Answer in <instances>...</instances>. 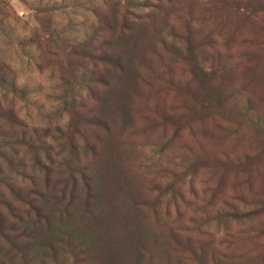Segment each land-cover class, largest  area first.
I'll list each match as a JSON object with an SVG mask.
<instances>
[{
    "label": "rangeland",
    "instance_id": "1",
    "mask_svg": "<svg viewBox=\"0 0 264 264\" xmlns=\"http://www.w3.org/2000/svg\"><path fill=\"white\" fill-rule=\"evenodd\" d=\"M164 1L165 8L156 17L162 30L150 27L148 38L155 39L161 32L173 41L171 28L185 33L188 22L203 33L210 31L222 49L228 41L220 63H214L222 68L216 80L219 86L213 89L194 79L189 54L184 52V59H178L168 45L154 41L156 48H151L145 40L139 83L131 87L130 120L125 124L117 114L114 119L110 116L105 119L110 126L106 134L98 119L88 117L96 110L86 111L93 105L92 97H99L100 86L96 84L97 91L78 85L69 89L76 96L74 105L61 100L66 82L81 73L78 64L69 63L82 59L83 66L93 67L89 58H82L78 45L97 24L92 8L103 9L106 2L20 0L13 7L10 0H0V65L11 66L28 96L26 100L12 94L5 97L0 88L1 105L11 106L22 123L11 126L0 121V201L10 202L14 210L26 208L9 187L24 193L33 181L43 179L45 167L56 169L68 157L72 135L79 143V163L89 170L95 154L85 141L96 146L102 160L98 168L103 171L105 152L113 153V164L105 168L111 177L105 184L107 210L109 201L126 209L132 191L126 184L128 177L145 194L138 200L146 202L143 209L149 229H163L165 236L171 229L190 239L198 251L204 244L208 264H264V211L251 219L209 221L216 209L227 210V204L260 209L261 203L240 202L239 192L248 201L264 199V0ZM41 8L43 13L38 11ZM17 9L25 15L20 16ZM35 37L50 48H40ZM178 42L185 51L188 44ZM227 52L232 55L230 61L225 60ZM211 63L203 61L205 67ZM107 94L110 102L113 92L109 89ZM77 188L80 194L73 205L84 198L81 180ZM0 206L6 213V206ZM166 248L172 262L199 264L189 250L176 252L172 242ZM134 255L130 247L119 264H127ZM154 256L158 264H166L162 250H155ZM57 257L60 263L83 264L68 252Z\"/></svg>",
    "mask_w": 264,
    "mask_h": 264
},
{
    "label": "trees",
    "instance_id": "2",
    "mask_svg": "<svg viewBox=\"0 0 264 264\" xmlns=\"http://www.w3.org/2000/svg\"><path fill=\"white\" fill-rule=\"evenodd\" d=\"M104 2L107 7L97 8V11L92 8L98 16L97 24L86 39L78 45L83 51L82 58H89L93 67L83 66L85 62L81 63L82 59L78 63H69L70 66L78 64L81 73L77 77L74 74L76 78L66 82L67 91L61 97L63 103L68 105L67 103L70 102L74 105L76 96L73 90L69 89L78 85L79 89L95 88L97 91L95 87L97 84L101 87L99 97L93 96V105L88 106L86 110L88 112L96 110L97 114H89L88 117L98 119V125L104 128L106 134H110V126L105 119H112L110 116L114 119V115L117 114L126 124V120H130L131 117L129 106L131 87L139 83L141 60L146 54L142 48L145 40L151 48H156L154 41L168 45L178 59H184V52L189 54L193 63L191 70L194 79L217 89L219 84H216V80L222 76L220 72L222 68L216 67L214 63H220L228 41L224 42L222 49L218 39L210 31L203 33L201 27L196 28L188 22L185 25V33L178 34L175 27L171 28L170 34L174 37L173 41H170L168 35V37L160 35L161 32L156 33L155 39L153 36L148 38L150 27H159L158 30H162V25L156 22V17L159 11L165 8L164 0H143L141 2L104 0ZM144 8L146 12L143 11ZM191 10L188 11L190 15L193 14ZM38 11L43 13L42 8ZM38 21L40 26L45 25L40 19ZM180 39L188 44L185 51L184 46H180L178 42ZM35 42L40 48L44 46L45 50L50 48V45L43 43L39 37L37 40L35 37ZM68 47L74 48V46ZM68 47L65 50H68ZM84 50L87 52L86 55ZM249 53L247 50L246 55ZM231 57L232 55L227 52L225 60L230 61ZM208 60L212 63L205 67L203 61ZM73 70H78V68ZM25 86L17 84L11 66L2 62L0 88L3 96L19 95L26 100L28 96ZM109 89L114 95V97L111 96L110 102L107 94ZM84 100L85 98L81 101ZM247 103H250L249 99ZM19 119L11 106H3L0 103V121L12 126L22 124ZM85 145L89 146L92 154H95L88 166L92 168L91 170L87 169L83 163H79L77 155L79 143L70 135L68 157L56 169L45 167L43 179L39 180L41 183L33 181L32 186L24 193L20 189L9 187L12 196L20 199L26 208L14 210L10 202L0 201V204L6 206V213L0 206V264H50L51 260L53 264H64L60 263L57 257L60 252H68L75 261L83 264H119L120 257L126 254L130 247L135 255L127 264H158L154 256L155 250H162L164 259L166 257V264H182L180 261L172 262L171 257L167 255L168 242H172L176 252L189 250L192 255H197L199 264H208L204 244L200 243L202 246L198 251L190 239H182L179 233L171 229L168 231L169 236H165L163 229L155 232L146 227V216L143 209L146 202L138 200L145 194L141 195L143 190L139 192L136 187V193L133 194L135 188L128 177L126 184L132 191L126 209L122 210L120 205H115L114 202L108 200L110 203L108 207H110L107 210L105 184L109 185L111 177L105 168L113 164L110 158L113 153L109 150L105 152L106 166L103 171V167L98 168L102 160L96 155L97 149L94 143L87 140ZM0 153H2L1 149ZM50 179L53 185H50ZM79 180L82 181L84 188L81 193L84 198L82 202L73 205V199L80 194L77 188ZM170 187L168 185V189ZM236 195L242 203H261L260 209L257 205L251 209H243L234 203L227 204V210L216 209L209 221L221 218L238 221L251 219L264 211V199L248 201L247 195L243 192ZM263 195L264 192L261 193V199ZM145 257H147V262Z\"/></svg>",
    "mask_w": 264,
    "mask_h": 264
},
{
    "label": "clouds",
    "instance_id": "3",
    "mask_svg": "<svg viewBox=\"0 0 264 264\" xmlns=\"http://www.w3.org/2000/svg\"><path fill=\"white\" fill-rule=\"evenodd\" d=\"M10 3L12 4L13 7H16L19 3L20 0H10ZM17 12L20 16H24L25 12L24 11H20L19 9H17Z\"/></svg>",
    "mask_w": 264,
    "mask_h": 264
}]
</instances>
